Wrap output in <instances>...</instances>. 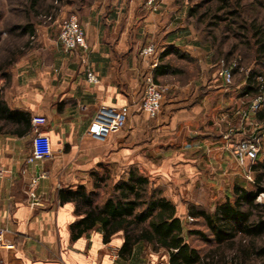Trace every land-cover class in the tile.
I'll list each match as a JSON object with an SVG mask.
<instances>
[{"label":"crops","instance_id":"crops-1","mask_svg":"<svg viewBox=\"0 0 264 264\" xmlns=\"http://www.w3.org/2000/svg\"><path fill=\"white\" fill-rule=\"evenodd\" d=\"M169 2L161 0L158 11L166 10ZM148 10L138 0H87L76 11L87 48L65 52L56 37L44 48L48 56L28 61L25 71L16 69L10 82L0 87V99L9 110L46 118L41 130L49 135L52 147L49 158L26 164L32 126L30 132L18 134L17 123L0 118V163L5 169L0 179V264H169L166 255L165 262L156 263V255L165 250L153 252L144 245L137 246L129 260L118 258L120 232L104 243L96 227L72 240L69 226L78 216L73 202L60 201V191L78 185L91 189L89 173L98 163L107 164L117 176L135 166L156 186H164L163 195L178 210L183 209L179 198L188 191L180 179L205 180L203 172L212 164L228 179L233 174L228 171L237 161L230 141L240 138L252 123L262 122L242 105L245 79L225 85L217 70H209L210 55L178 44L176 29L157 35L152 22L158 11ZM156 36L159 51L140 55ZM167 46L196 58L199 71L185 81L164 76L161 108L150 118L140 107L143 76ZM88 71L97 76L96 83L87 81ZM101 107L106 108L103 125L92 131ZM121 107L127 111L123 124L107 129ZM37 171L45 176L32 187Z\"/></svg>","mask_w":264,"mask_h":264},{"label":"trees","instance_id":"trees-1","mask_svg":"<svg viewBox=\"0 0 264 264\" xmlns=\"http://www.w3.org/2000/svg\"><path fill=\"white\" fill-rule=\"evenodd\" d=\"M230 1L218 0L212 10L207 8L205 11H199L202 7L199 3L191 6L187 13L198 21L211 18L210 26L218 27L223 22L222 33L233 32L251 50L254 64L249 68L240 90V95L250 100L258 92V77L264 78V0L250 4V10H255L251 17L244 14L246 9L241 0H234V4ZM85 2L87 0H79L80 5ZM37 3V0H30L33 9ZM257 6L260 9L256 10ZM21 29L33 38L31 24L27 23ZM198 71L197 60L188 52L176 46H167L158 56L152 77L156 83L165 84L163 77L166 75L185 81L196 76ZM256 117L264 120V106L256 112ZM0 118L17 123L20 127L18 134L31 130L30 114L22 110H9L1 99ZM251 173L253 188L234 184L233 198L227 196L215 205L213 211L190 208L189 216L202 221L214 242L222 243L237 235L264 237V206L255 201L264 192L263 152L257 154ZM89 174L91 189L78 185L60 191V201L73 202L74 214L78 216L69 226L72 240L99 227L104 243L109 242L116 233L122 234L123 242L117 253L122 260H129L134 249L144 245L153 252L165 250L169 264H203L199 251L187 242L186 236L197 235L203 239L204 233L200 230H185L177 215L176 205L163 195L162 189L148 175L131 166L117 176L105 163H98ZM257 255L264 257V247L257 251ZM241 258L240 264H245L244 254Z\"/></svg>","mask_w":264,"mask_h":264},{"label":"rangeland","instance_id":"rangeland-1","mask_svg":"<svg viewBox=\"0 0 264 264\" xmlns=\"http://www.w3.org/2000/svg\"><path fill=\"white\" fill-rule=\"evenodd\" d=\"M37 1V6L33 9L30 6V0H0L1 88H4L10 82V78L16 69L20 72L25 71L28 61H42L44 57L48 56L44 52V48L55 41L61 20L70 14H76L80 6L79 0ZM169 1L166 10L162 9L160 12L154 13L156 20L152 23L155 25V33L158 35L160 32L159 35H161L169 29H176V37L180 40L178 44L195 46L202 54L207 52L210 55L211 66L209 70L211 72L217 70L222 61L225 65L234 62L236 66L233 70L232 84H237L239 81L244 80L249 68L254 64L251 50L239 38L235 37L233 32L222 33L223 22L218 27L210 26L209 21L212 20L211 18L206 17L204 21H198L187 13L191 6L199 3L202 5L199 11H205L207 8L212 10L218 4V0ZM233 1L231 0L230 3L234 4L235 2ZM254 1L256 0H241V4L246 9L244 14H249V17L255 13V10H250V4ZM258 9L260 8L257 6L256 10ZM260 11L263 12V10ZM27 23L33 26V38H31V34L23 33V29H21V26ZM149 44L154 46L156 54L159 51L158 36ZM162 51L163 49L158 53L160 54ZM142 97L143 86L141 89L140 107ZM242 101V105L247 106L250 100L249 97H245ZM255 115L256 113H254ZM250 126L252 128L248 131L245 130L246 133H243L240 138L245 137L251 131H256L260 138L259 152L264 153V120L261 123L254 122ZM257 127L259 130L256 129ZM236 164L233 162L229 168L228 172H233L229 179L222 176V168L213 164L209 169L204 170V176H208L205 180L198 181L196 179L190 181L189 179H180L181 186L188 184V191L183 197L179 198L183 209L179 207L177 215L180 217L186 231L200 230L204 233L203 239L197 235L186 236L187 242L199 251L203 264H240L243 254L245 256V264H262L264 260V257L257 255V251L264 247V237L251 238L237 235L234 239L217 243L211 239L209 231L202 225L201 220L192 219L189 216L191 207H195V210L203 209L206 212H211L215 205L223 201L227 196L232 199V187L234 184L253 188V177L251 176L252 181L248 180L246 178L247 169ZM158 187L164 188L163 185ZM255 201L264 206V195L260 196V200L256 198ZM164 255L168 257L166 252H159L155 258L156 263L165 262Z\"/></svg>","mask_w":264,"mask_h":264},{"label":"built area","instance_id":"built-area-1","mask_svg":"<svg viewBox=\"0 0 264 264\" xmlns=\"http://www.w3.org/2000/svg\"><path fill=\"white\" fill-rule=\"evenodd\" d=\"M150 11L156 12L159 9L161 0H138ZM57 40L61 49L65 52L72 51L76 48H87L85 31L80 23L76 14H70L65 17L60 25L57 35ZM142 56H151L155 54V48L152 44H148L142 47L139 51ZM155 65V64H154ZM152 65V66H154ZM236 64H224L223 61L217 69V76L220 77L225 85H230L233 82L234 67ZM86 79L90 83H96L98 81L97 76L92 72L86 73ZM258 80L260 86L258 92L250 99L248 111L256 113L262 110L264 106V78L259 76ZM166 92V86L158 84L152 77V71H148L143 76V97L141 101V110L146 113L150 118H155L160 111L162 100ZM126 109L121 107L115 111V115L108 121L106 128L109 130H117L123 124L126 116ZM106 108H99L97 116L95 118V125L92 131H99L103 125V119L105 118ZM32 126V138H31V152L26 157V164H35L38 161L52 156L51 140L48 134L41 130V127L46 124V118L41 115H35L31 117ZM246 133V132H244ZM226 138H230V133L225 134ZM260 138L256 131H251L246 134L245 137L238 140L230 141V150L235 157L237 164L247 169L246 178L252 181L251 166L257 157L260 149ZM5 169L0 163V179L3 177ZM45 176L44 171H37V174L32 177L30 185L35 187L38 181ZM264 192L260 193L257 198L260 200V196H263ZM30 204L36 203V196L34 191H30ZM7 248H12L13 244L4 243Z\"/></svg>","mask_w":264,"mask_h":264}]
</instances>
